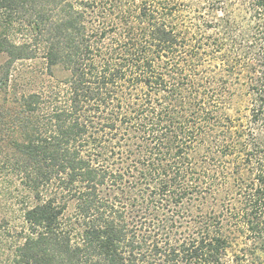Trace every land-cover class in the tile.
Returning a JSON list of instances; mask_svg holds the SVG:
<instances>
[{"label": "trees", "instance_id": "1", "mask_svg": "<svg viewBox=\"0 0 264 264\" xmlns=\"http://www.w3.org/2000/svg\"><path fill=\"white\" fill-rule=\"evenodd\" d=\"M2 182L0 264H259L264 0H0Z\"/></svg>", "mask_w": 264, "mask_h": 264}, {"label": "rangeland", "instance_id": "2", "mask_svg": "<svg viewBox=\"0 0 264 264\" xmlns=\"http://www.w3.org/2000/svg\"><path fill=\"white\" fill-rule=\"evenodd\" d=\"M5 187H6L5 183L0 185V219L1 218L9 219L10 217L13 219L14 216L18 215L17 210L19 209V206L16 202V198H14V196H16L15 192H13L14 190L12 189L5 190L6 189ZM10 197L11 199H8ZM229 255L230 256H228V258L232 259V254H229ZM258 259H261V262H259V264L264 263V255ZM256 261L258 260L256 259Z\"/></svg>", "mask_w": 264, "mask_h": 264}]
</instances>
